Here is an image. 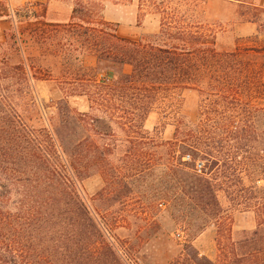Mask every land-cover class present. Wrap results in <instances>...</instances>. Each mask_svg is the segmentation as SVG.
<instances>
[{"label": "trees", "instance_id": "1", "mask_svg": "<svg viewBox=\"0 0 264 264\" xmlns=\"http://www.w3.org/2000/svg\"><path fill=\"white\" fill-rule=\"evenodd\" d=\"M226 1L248 7L264 36L263 6ZM206 2L142 0L161 21L139 39L81 2L67 24L49 23L39 2L10 16L0 45V264H142L163 207L184 241L169 239L178 253L165 264H264V65L254 58L264 44L220 51L201 18ZM40 81L59 83L62 97L40 106ZM181 91L201 98L195 121L180 112ZM79 99L87 111L72 105ZM159 108L174 116L171 140L163 126L145 128ZM41 110L48 127L34 124ZM96 175L103 187L90 208L81 185ZM232 210L255 218L239 240ZM211 225L216 262L194 247Z\"/></svg>", "mask_w": 264, "mask_h": 264}, {"label": "rangeland", "instance_id": "2", "mask_svg": "<svg viewBox=\"0 0 264 264\" xmlns=\"http://www.w3.org/2000/svg\"><path fill=\"white\" fill-rule=\"evenodd\" d=\"M251 1L257 6L264 7V0H243ZM44 3L46 6V19L52 24H67L71 21L72 11L76 2L84 5L98 6L101 10V16L106 21L115 25L120 37L139 39L143 34H155L160 27L161 17L153 14L147 7H143L142 0H0V45L5 41L6 33L13 28L10 16L17 10L24 9L28 4ZM201 18L217 32V46L220 51H234L237 47L259 46L264 44V36H250L252 30L247 27L249 14L253 15L248 7L242 6L238 2L226 0H207L202 5ZM34 10H40L34 9ZM9 15V16H8ZM200 15V14H199ZM257 62L264 65V54L254 57ZM20 57H16L13 63H18ZM264 75V74H263ZM264 78V77H263ZM60 86L57 82L40 81L34 82L35 96L38 104L45 105L53 100L62 97ZM177 100L180 103V112H182L190 121H195L198 114V108L201 101L199 95L192 91H181ZM72 105L79 111H87L85 99L72 100ZM37 113L34 117V124L37 127H48L44 111ZM49 118V117H48ZM163 126L162 137L165 140H171L174 134V116L165 112L163 108L155 110L148 117L145 128L153 132L155 127ZM263 186V183H260ZM84 199L90 208H94V198L103 187V180L96 175L85 180L82 185ZM220 202L225 209H228V203L224 195L220 194ZM116 210L131 208L122 207L113 204ZM233 219V237L239 240L243 231H252L255 228V218L252 213H240L229 211ZM157 230H148L144 234V242L141 254L142 264H165L176 256L177 249L168 244L169 239L179 240V235L183 234L173 223L170 212L166 208H161L157 217ZM217 227L211 225L194 242L195 249L213 262L219 257L217 246ZM126 236L128 233L123 231ZM180 241V242H179ZM178 242L183 245V238ZM183 262L191 264L189 258Z\"/></svg>", "mask_w": 264, "mask_h": 264}, {"label": "crops", "instance_id": "3", "mask_svg": "<svg viewBox=\"0 0 264 264\" xmlns=\"http://www.w3.org/2000/svg\"><path fill=\"white\" fill-rule=\"evenodd\" d=\"M247 27L252 30L250 36L258 35V26L254 23H248ZM264 77V75H263ZM264 79V78H263Z\"/></svg>", "mask_w": 264, "mask_h": 264}, {"label": "built area", "instance_id": "4", "mask_svg": "<svg viewBox=\"0 0 264 264\" xmlns=\"http://www.w3.org/2000/svg\"><path fill=\"white\" fill-rule=\"evenodd\" d=\"M199 169H201V166H198Z\"/></svg>", "mask_w": 264, "mask_h": 264}]
</instances>
